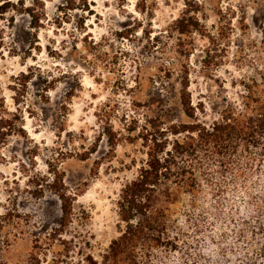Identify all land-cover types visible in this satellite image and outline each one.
<instances>
[{
    "label": "clouds",
    "instance_id": "9594fccd",
    "mask_svg": "<svg viewBox=\"0 0 264 264\" xmlns=\"http://www.w3.org/2000/svg\"><path fill=\"white\" fill-rule=\"evenodd\" d=\"M80 2L74 0L76 4ZM11 3L18 4V0ZM39 3L43 7L37 11L43 12L46 19L41 21L43 28L30 29L36 31V43L41 48L39 53L30 49L35 60L26 57L19 44L13 45L15 33L7 27V17L0 20V122L13 120L14 115L20 117L13 120L11 135H3L8 128L0 123V264H88L84 257L89 254L94 264H264V28L258 30L251 24L258 9L264 10V0H88V10L93 15L82 9L68 11L70 21H61V28L50 21L54 16H63L57 7L68 0ZM33 4L34 0H24L26 8ZM77 14L86 17L80 30L76 27ZM186 17L198 21L199 27L186 36L173 32L176 22ZM127 21L131 23L122 27ZM244 24L248 28L241 36ZM222 27L227 35L220 45L225 52L218 66L205 68L196 63L197 58H203L204 50L211 49L212 42L219 39ZM127 28L133 29L131 35L117 39L116 33ZM155 36H160L161 42L151 48L150 41ZM237 37L244 39L247 46L237 49L230 45ZM180 40L186 44L193 41L187 44L189 54L183 57L176 51ZM49 44L55 56L50 57L44 50ZM145 45L151 51L141 54ZM13 46L16 53L9 56ZM146 62L151 67L146 68ZM181 64L188 65L198 81L201 72L210 77L198 85L200 92L211 88L213 93L219 92L218 99H227L222 114L197 113L188 121L201 126L199 133L169 137L170 142L180 139L181 144L191 145L190 154L177 155L171 145L160 153L157 159L167 178L161 175L137 196L136 204L142 212L129 214L117 205L121 189L136 179V167L131 163L136 151L126 158L120 154L131 172H120L123 165L109 162L117 167L118 176L109 175L108 189L91 176L87 187H60L59 191L67 192L68 198L81 201L82 193L98 189L96 199L87 206L88 219H80L70 231L61 234L52 225L46 228L28 207L21 206L18 193L29 187L26 181L39 180L46 187L58 178L68 154L87 151L98 135L102 144L106 141V120L113 131L121 134L128 122L120 124L121 116L144 123L143 112L133 107V102L142 98L138 85L144 81H138V75L153 76L155 81L157 68L163 65L172 69L175 80L183 71ZM33 65V71L39 69L49 81L67 73L78 83L71 99L63 98L65 82L57 81L43 93L47 105L59 99L66 106L62 124L53 126L51 117L46 122L42 120L41 106L45 101L34 95L35 75L22 90L20 73L27 74ZM137 65L141 68L139 74ZM217 78L220 84L215 82ZM171 82L157 81L153 87ZM9 85H14L15 90ZM18 95L20 103L14 101ZM229 116L230 122L226 119ZM213 121L235 132L219 137L211 126ZM24 140L28 141L27 148L34 150L27 156L12 151V145ZM185 171L187 175H183ZM31 186L37 188L35 182ZM175 201H179V207L169 208V202ZM117 223L119 229L115 227ZM62 241L71 242L70 255L65 254ZM86 243L91 248L84 247ZM79 249L83 254L78 256Z\"/></svg>",
    "mask_w": 264,
    "mask_h": 264
},
{
    "label": "rangeland",
    "instance_id": "374dc122",
    "mask_svg": "<svg viewBox=\"0 0 264 264\" xmlns=\"http://www.w3.org/2000/svg\"><path fill=\"white\" fill-rule=\"evenodd\" d=\"M42 7L43 5L39 3V0H34L32 8L39 15V23L37 27H31L30 17L26 13L19 12L18 9H11L7 11L2 17H0V20H4L5 17H7V27L13 29L15 33L13 38V45L19 44L20 51L24 52L26 57L30 56L33 60H35L36 57L32 56L30 49H35V51L39 53L41 51V48L39 44L36 43V41L39 39L36 31H30V29L39 30L44 27V24L41 23V21L43 19H46V16L43 12L37 11L38 8ZM73 9H82L83 11H87L89 16L93 15V12L88 10V0H81L79 4L74 3V0H68V3L66 5L57 7V11L63 13V16H54L53 20L50 21V23H54L56 25V28H61V21L65 23L70 21L67 13L68 11H71ZM85 19L86 17L84 16H81L79 14L76 15L77 30L83 28ZM130 23L131 21H127L121 26L126 27L127 24ZM251 24L258 30L261 29V27H264V10L258 9V14L252 17ZM89 27H91V25H89ZM247 28L248 25L244 24L241 28V36L246 35ZM132 30V28H127V30L124 32L116 33L117 39H120L121 37L127 39L131 35ZM173 32H175L174 29ZM89 35H91V33H89ZM168 35L169 38H171L172 32H169ZM226 35L227 33L225 32V29L222 27L219 31V39L214 40L212 42L211 49L206 48L204 50L203 58H197L195 62L203 65L205 68H209L214 65L218 66L219 59H222L221 54L225 52V48L220 47V45L224 43V37ZM145 36H148L147 29L145 30ZM83 39L85 42H87L88 36H85ZM160 42V36L152 37V40L150 41L151 48H155L156 45ZM51 43H55V41H51ZM61 43H63V41ZM192 43V40L187 41V44ZM187 44L183 40L177 41L176 51L179 56L183 57L189 54ZM25 45H27L28 47L25 48ZM230 45H233L237 49H242L247 46L246 41L244 39H241L240 37H237L234 40L230 41ZM44 50L48 52L50 57L56 55L52 51L50 44L45 45ZM74 50L75 42L73 43V51ZM146 51H151L149 45H145L144 48L141 49V54H144ZM14 53H16L15 46H13V49L9 53V56L13 55ZM69 55H71V53ZM113 61L118 62L116 57H113ZM21 65H23V58L21 60ZM184 66L186 67L188 73V92L190 94L191 103L196 108L195 116L197 115V113H199L200 116H206L208 111L219 115V111L222 109V105L224 104V101L227 99V97L225 96L224 99H218L217 97L219 96V92L213 93L211 91V88H209L208 92H200L198 85L202 83L204 78L210 77H207L206 73L201 72L199 74L201 79L198 81L195 78V74L189 70L188 65L181 64L180 67L184 69ZM145 67H151V63L146 62ZM33 68H35V65L29 67L27 74L23 72L20 73L19 78L21 80L22 90L27 88L26 81H28L33 75H35L36 79L32 81L33 88L35 89L34 95L40 97V99L45 101V106H41V112L43 114L42 120L46 122L49 117H51L53 126H56L58 123L62 124L61 116L66 110V106L61 104L59 99L54 102V105H47V97L44 96L43 93L47 92L49 88L53 87L57 81L65 82V88L61 90L63 92V98L71 99L75 96V90L78 87V83L74 78H70L67 73H65L62 77H56L54 80L49 81L46 76L40 73L39 69L33 71ZM136 71L138 74L141 72V68L139 65H137ZM181 74H183V71H181L180 75L177 76L175 80H172V69L166 68L165 66L161 65L157 68L155 81L153 79V76L144 78L138 75L137 80L139 81L143 79L144 81L142 86L138 85L139 92L142 94V98L134 101V104L135 102L136 104H138L137 102H140V104L149 105V115H158V117H161L165 122H188L192 120L181 112L178 104L177 90L179 87L178 82L181 78ZM49 75H51V73H49ZM9 79L17 78L9 77ZM161 80L172 82L169 84L161 83L159 88H154L153 84ZM215 82L217 84H220L219 78H217ZM116 83L118 85L119 81H117ZM8 87L15 90L14 85H9ZM15 98L17 99V101ZM14 101L16 103H20L19 95L17 97H14ZM0 102L2 103V100H0ZM33 102L39 104V101L34 100ZM133 107L135 109V106ZM28 111L31 112V108H29ZM32 114L35 115V113ZM130 119L131 118L127 116H121L119 122L123 125L125 124V121H129ZM128 124L129 123L127 122L126 126L123 128L124 134H121L119 131H113V126L110 125L106 120L103 126V133L107 136L106 141L102 144L101 137L98 135L96 136L95 142L88 148L87 151L81 152L79 154H68L65 157L66 163H64L63 165V170L58 173V178L49 183L46 187L41 186L39 180L33 181L30 178L28 181H26V183L29 184V187L23 189L18 193L21 206L28 207L35 216H37L44 222L46 228L49 225L56 227L58 225L60 216V201L57 195V190L59 191L60 187H67L68 185H73L74 187L80 184H83L87 187V178L91 176L97 178V183H100L102 188L108 189L110 187L108 179L109 175L113 174L118 176L117 167L109 162L114 161L116 165H123V167L119 169L120 172H123L125 170L131 172V167L124 164V159L120 158V154L122 153L123 157L126 158L130 154V152L133 151H136L137 155L131 163L132 167H136L137 176L140 168L145 163L147 147L145 146L141 138L136 137L138 133L137 129L135 131L127 130ZM60 130L63 131V127H61ZM107 130H110V133H107ZM67 135L70 136L71 134L69 133ZM111 137L114 140L112 143L109 141V138ZM27 145V140H24L23 142L17 141L16 144L12 145V151H20L22 155L27 156L29 152H34L33 149H28ZM83 147L84 146L81 145V148ZM93 153H95L94 157L92 156ZM141 157H144V159H141ZM105 164H107L108 167H104ZM49 171H51V168L49 169ZM15 174L16 173H13V175ZM101 176L103 177L102 181L99 179V177ZM33 182H35L37 185L36 189L32 188L31 186ZM5 183H7V181H5ZM97 191L98 189H93L82 193L81 195L84 196V199L82 201L77 197H73L74 200L72 222L68 227H66L65 230L70 231L72 227H75L79 223L80 219H88L86 209L87 206L96 199ZM172 207H179V203L176 202L169 206V208ZM119 226V223L115 224V227L117 229H119ZM62 243L65 246V254L70 255L73 251L71 242L62 241ZM84 247L91 248V244L86 243ZM82 254L83 249H79L76 251V255L79 256Z\"/></svg>",
    "mask_w": 264,
    "mask_h": 264
},
{
    "label": "trees",
    "instance_id": "16d2710c",
    "mask_svg": "<svg viewBox=\"0 0 264 264\" xmlns=\"http://www.w3.org/2000/svg\"><path fill=\"white\" fill-rule=\"evenodd\" d=\"M11 9H18L21 13H26L30 17V26L37 27L39 23V15L32 7H24V0H18V4L11 3V0H4V2L0 3V17H2L7 11ZM199 22L194 21L191 17H186L184 19L176 22L175 31H178L181 35H187L189 31L193 28H198ZM264 27H261V29ZM179 87L177 90V99L178 104L181 109V112L193 119L195 117L196 108L192 105L190 94L188 92V73L187 69L184 66L183 74H181V78L178 82ZM16 99V98H15ZM253 103L256 102V98H252ZM17 101V99H16ZM134 104L135 109L142 111L144 123L139 125V121L132 117L128 121L127 130L135 131L136 129H140L137 133L136 137H139L143 140L146 150V160L144 165L140 168L136 179L130 181L125 184L121 189V200L117 202L118 207L123 208L129 214H135L136 212H142V208L136 204L137 196L145 191L153 184H155L161 175H164L167 178V174L164 170V167L160 166L159 160L157 157L160 153L164 152L165 149L171 148L176 152L177 155H186L190 154L188 152V148H191V145H183L181 144L180 139H175L173 141H169V137H183L185 135L191 133H199L201 126L197 123L195 126L188 122H168L162 120L158 115H149L150 106L145 104ZM3 104L0 102V107ZM223 109L219 111V114H222ZM148 113V115H147ZM20 117L18 115L13 116V120H19ZM226 119L230 122V116L226 117ZM13 120L0 122L4 127L8 128V132L3 135H11L13 125ZM191 121V120H190ZM217 132L219 137H229L233 135L235 132L234 128L227 127L224 124L217 123L216 121L212 122L211 125ZM261 126H264L262 123ZM109 129V128H107ZM20 134H24V130H19ZM107 133H110V130H107ZM3 136H0L2 139ZM109 141L112 143L113 138H109ZM172 155V152H169V156ZM167 164V161H165ZM187 171L183 173V175H187ZM57 195L60 201V216L58 225L55 227L60 233H64L66 227H68L72 222L73 215V197L68 198V194L66 192L62 193L57 190ZM179 201L169 202L168 207ZM111 247V244L109 245ZM88 261V264H94L92 255H88L84 258Z\"/></svg>",
    "mask_w": 264,
    "mask_h": 264
}]
</instances>
